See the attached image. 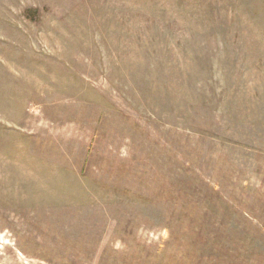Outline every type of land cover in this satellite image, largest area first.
Wrapping results in <instances>:
<instances>
[{
	"label": "rangeland",
	"instance_id": "obj_1",
	"mask_svg": "<svg viewBox=\"0 0 264 264\" xmlns=\"http://www.w3.org/2000/svg\"><path fill=\"white\" fill-rule=\"evenodd\" d=\"M0 264H264V0H0Z\"/></svg>",
	"mask_w": 264,
	"mask_h": 264
}]
</instances>
